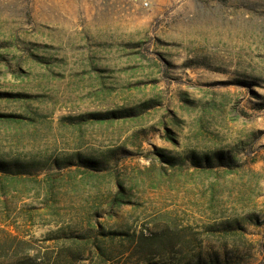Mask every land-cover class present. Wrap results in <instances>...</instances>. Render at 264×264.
Masks as SVG:
<instances>
[{"label": "rangeland", "instance_id": "1", "mask_svg": "<svg viewBox=\"0 0 264 264\" xmlns=\"http://www.w3.org/2000/svg\"><path fill=\"white\" fill-rule=\"evenodd\" d=\"M149 100L131 119H81ZM0 114L20 117H0V159L39 162L0 173V238L52 252L48 234L90 218L134 242L171 228L173 247L136 259L227 246L228 264H264V0H0ZM191 152L236 163L160 157ZM76 154L108 166L55 164ZM234 220L242 238L209 231Z\"/></svg>", "mask_w": 264, "mask_h": 264}, {"label": "trees", "instance_id": "2", "mask_svg": "<svg viewBox=\"0 0 264 264\" xmlns=\"http://www.w3.org/2000/svg\"><path fill=\"white\" fill-rule=\"evenodd\" d=\"M7 95H9L8 98L11 100L21 101L26 99L23 94ZM156 105L149 100L134 108L107 113L87 114L82 116L81 119L97 122L131 119ZM0 117L4 119L20 118L12 114H0ZM160 157L174 167L185 165L189 162L197 168L207 169L215 165L214 160L217 163H230L226 166L236 163L230 156L219 153L214 154V156H200L195 152H191L187 155V158H172L160 154ZM37 163L39 162L30 161L25 164L15 159L10 161L0 159V173L4 175L2 177H9V175L17 173H21L22 175L32 170ZM55 164L60 168L76 165L83 168L82 172L85 174L102 176L101 172L108 166V160L76 154L63 159L62 162L57 160ZM126 198L125 191L120 192L110 208L114 205L119 206L127 203L129 200ZM51 209H54V206ZM222 227L223 229L218 230L210 227L209 231L219 232L223 237L227 238H237L236 236L242 238L243 236L241 232L244 230V227L239 220L229 222ZM170 231L171 228L168 227L161 234L158 232L152 234V236L142 234L134 242L133 236L124 232L109 230L103 223H94L88 218L87 220L83 219L78 225L63 226L48 234L43 239V245L50 243L49 246H55L52 252L48 249L42 251L29 250L30 242L28 240L20 239L10 234L2 236L0 238V264H107L127 252H129L127 264H228V261L231 259L229 251L225 250L227 246L222 247L223 250L220 252L211 251L206 254L198 252L193 255L191 253L187 256H176L175 258L171 253L163 254L162 258L158 259V261L148 258L144 260L142 257L135 258V255L138 253L147 256L149 255V251H153L154 249H161L164 253V247H173L170 245L171 238L168 235ZM126 243H129V245L136 244V246H133V248L129 246L128 249L124 250L123 248L126 246ZM118 246L121 247L118 248ZM138 248H142V251H139ZM240 252L241 250L233 252L236 253V257L232 258L241 260L239 257Z\"/></svg>", "mask_w": 264, "mask_h": 264}]
</instances>
